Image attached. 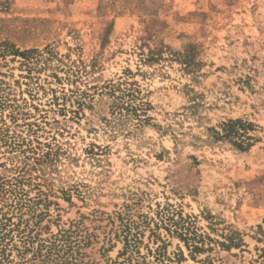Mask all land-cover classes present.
Returning a JSON list of instances; mask_svg holds the SVG:
<instances>
[{
    "label": "rangeland",
    "instance_id": "1",
    "mask_svg": "<svg viewBox=\"0 0 264 264\" xmlns=\"http://www.w3.org/2000/svg\"><path fill=\"white\" fill-rule=\"evenodd\" d=\"M0 75L17 98L38 88L30 120L61 147L51 230L79 224L86 260L130 264V219L133 264H264V0H0Z\"/></svg>",
    "mask_w": 264,
    "mask_h": 264
},
{
    "label": "trees",
    "instance_id": "2",
    "mask_svg": "<svg viewBox=\"0 0 264 264\" xmlns=\"http://www.w3.org/2000/svg\"><path fill=\"white\" fill-rule=\"evenodd\" d=\"M9 48L5 46L1 55L4 57L9 53L20 57L21 64L29 65L34 58L40 61L43 56L37 49ZM4 85V81L0 79V143L5 146L7 160L11 162L0 164L3 169L0 171V264H95L86 260L85 253L82 252L90 240L81 234L79 224L59 228L57 232L51 230L50 224L54 221L49 209L52 189L44 176L43 167L57 160L61 147L54 144V136L50 138L51 128H46L48 122L42 124L46 119L44 114L40 116L41 122L37 119L30 120L33 116L30 107H34L36 111H44L34 103L38 98L35 91L38 88H27L30 99L17 98L15 90ZM121 85L110 86L113 95L120 91L121 96L118 97L129 98L128 108L121 104L118 108L131 110L141 120L145 104L141 101L134 105V93L127 86ZM49 90L56 93L54 88ZM69 97L64 94L65 99ZM53 101H56L54 104L58 103L57 96ZM57 110L63 115L69 112L66 104L59 105ZM235 124L237 123L234 121L224 124L222 137L235 138V143L243 147L245 139L235 129ZM44 220L48 223L44 224ZM123 223V231L126 233L123 254L130 251L127 260L133 264L135 258L132 251L137 243V234L133 231L140 224L130 219Z\"/></svg>",
    "mask_w": 264,
    "mask_h": 264
}]
</instances>
